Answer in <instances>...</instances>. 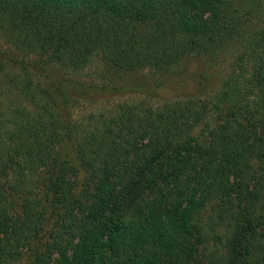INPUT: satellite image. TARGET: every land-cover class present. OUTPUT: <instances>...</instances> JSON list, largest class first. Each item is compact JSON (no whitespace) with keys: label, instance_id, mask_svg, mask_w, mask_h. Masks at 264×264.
<instances>
[{"label":"trees","instance_id":"16d2710c","mask_svg":"<svg viewBox=\"0 0 264 264\" xmlns=\"http://www.w3.org/2000/svg\"><path fill=\"white\" fill-rule=\"evenodd\" d=\"M197 56L212 94L74 116ZM0 264H264V0H0Z\"/></svg>","mask_w":264,"mask_h":264},{"label":"rangeland","instance_id":"374dc122","mask_svg":"<svg viewBox=\"0 0 264 264\" xmlns=\"http://www.w3.org/2000/svg\"><path fill=\"white\" fill-rule=\"evenodd\" d=\"M219 69L202 57H189L173 72L156 75L149 71L121 73L110 71L104 62L94 64L73 84L72 106L76 118L91 112L109 111L115 105L147 100L163 103L197 95L207 96L218 89ZM67 145L61 150L62 161L73 158ZM205 252V251H204Z\"/></svg>","mask_w":264,"mask_h":264}]
</instances>
